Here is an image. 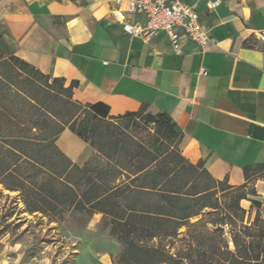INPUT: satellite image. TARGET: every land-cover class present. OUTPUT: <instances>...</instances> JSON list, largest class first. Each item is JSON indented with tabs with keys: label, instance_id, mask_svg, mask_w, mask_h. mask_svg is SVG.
<instances>
[{
	"label": "crops",
	"instance_id": "0c3cea01",
	"mask_svg": "<svg viewBox=\"0 0 264 264\" xmlns=\"http://www.w3.org/2000/svg\"><path fill=\"white\" fill-rule=\"evenodd\" d=\"M189 1L211 29L206 47L185 36L174 44L164 34L129 37L112 17L116 0H0V48L78 81L74 100L83 105L105 102L112 115L143 104L166 112L182 134L181 153L203 161L215 178L241 185L244 169L256 170L251 179L264 218V0H220L213 10L214 0ZM59 146L79 165L93 153L70 129ZM91 234L78 253L89 264H112L113 251Z\"/></svg>",
	"mask_w": 264,
	"mask_h": 264
},
{
	"label": "trees",
	"instance_id": "16d2710c",
	"mask_svg": "<svg viewBox=\"0 0 264 264\" xmlns=\"http://www.w3.org/2000/svg\"><path fill=\"white\" fill-rule=\"evenodd\" d=\"M78 84L0 48V183L19 192L25 211L64 215L76 209L110 216L111 235L123 244L121 264H261V245H255L256 238L264 241L259 211L254 223L244 225L255 229L254 244L235 233L231 250L224 226L233 219L223 214L219 195L241 209L242 199L257 195L251 179L256 170L246 167L241 185L217 179L203 161L181 153L182 134L166 112L153 114L143 104L112 115L105 102L74 100ZM140 117L145 126L157 124L155 132L169 130L172 140L163 155L150 148L159 138L147 145L133 134L112 143L121 124L134 126ZM66 129L93 148L83 165L59 146ZM253 201L259 209L260 201Z\"/></svg>",
	"mask_w": 264,
	"mask_h": 264
},
{
	"label": "rangeland",
	"instance_id": "374dc122",
	"mask_svg": "<svg viewBox=\"0 0 264 264\" xmlns=\"http://www.w3.org/2000/svg\"><path fill=\"white\" fill-rule=\"evenodd\" d=\"M23 118L28 119V115ZM132 123L129 126L121 124V129L115 133L112 143L121 144L129 135L134 134L136 140L147 145L149 141L159 138L160 140L150 145L155 153L163 155L168 150L172 140L169 130L161 128L155 132L157 124L149 123L147 127L143 117L136 119L134 126ZM219 195L223 201V214L233 219L232 225L224 226L229 249L236 250L232 240L235 233H240L242 240L254 244L255 229H246L244 225L254 223L259 211L261 220L257 228L264 227L260 208L254 206L253 200L256 197L249 195L240 201L241 209H235L230 205L227 195L223 192ZM41 214L25 211L19 192L9 190L0 183V264H89L87 253H78V247L83 239L93 238V229L100 235L95 236V239L113 251L110 254L112 264H121L123 244L111 235L110 216L76 209L67 210L64 215ZM200 217L201 215L195 216L192 220ZM107 235H111L113 240H108ZM256 242L261 245L260 262L264 264V241L256 238L255 245Z\"/></svg>",
	"mask_w": 264,
	"mask_h": 264
},
{
	"label": "built area",
	"instance_id": "2783aa9c",
	"mask_svg": "<svg viewBox=\"0 0 264 264\" xmlns=\"http://www.w3.org/2000/svg\"><path fill=\"white\" fill-rule=\"evenodd\" d=\"M220 0L209 2L210 9ZM114 21L129 37L149 40L164 34L174 44L185 36L198 48L212 42L211 29L204 25L198 3L189 0H116L111 8ZM264 40V35L260 36Z\"/></svg>",
	"mask_w": 264,
	"mask_h": 264
}]
</instances>
